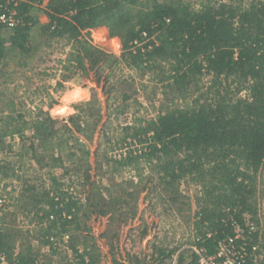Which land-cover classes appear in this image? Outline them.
<instances>
[{
  "label": "trees",
  "instance_id": "trees-1",
  "mask_svg": "<svg viewBox=\"0 0 264 264\" xmlns=\"http://www.w3.org/2000/svg\"><path fill=\"white\" fill-rule=\"evenodd\" d=\"M42 2L0 0V15L13 14L17 21L13 27L0 21V83L12 82L17 68L28 64L37 30L46 46L53 41L64 43L66 69L78 68L85 74L96 69L100 77L106 72L105 78L123 66L151 74L156 81L152 91L160 88L168 103L153 116H134L120 128L114 142L106 137L111 150L124 149L118 156L103 155L108 173L136 170L139 177L137 182L115 181L107 187L92 181L90 174L88 142L102 115L98 98L74 104L75 113L63 120L42 108H28L20 95L7 100L0 108V182L24 179L21 170L26 158L46 175L41 183L25 178L19 191L10 184L11 190L5 192L7 182L2 186L0 199L8 203L0 206V250L7 259L13 264H42L37 246L57 254L58 242L69 234L67 244L74 259L66 258L60 264H99L87 239L77 235L88 228L85 218L109 214L113 218L119 205L136 200L140 191L135 194L134 190L146 176H157V186L172 204L184 180L201 186L195 245L204 244L213 251L217 240L231 232V218L241 221L245 213L261 226L258 176L264 171V0H49L45 23L33 13ZM99 26L120 39L119 55L85 37V31ZM16 55L21 57L13 63ZM205 77L209 84L200 85ZM120 98L116 106L120 113L132 104L142 106L133 93L120 92ZM16 138L18 159L7 160L4 156L15 147L12 141ZM56 169L61 172L55 173ZM82 171L83 183L89 184L85 202L72 190L74 175ZM21 202L23 206L11 215L26 213L27 233L37 245L28 239L18 243L8 228L6 209ZM253 238L264 250V227ZM157 252L162 262L173 250L158 248ZM130 264L142 262L135 258ZM191 264H198L196 256Z\"/></svg>",
  "mask_w": 264,
  "mask_h": 264
},
{
  "label": "rangeland",
  "instance_id": "rangeland-1",
  "mask_svg": "<svg viewBox=\"0 0 264 264\" xmlns=\"http://www.w3.org/2000/svg\"><path fill=\"white\" fill-rule=\"evenodd\" d=\"M48 3L49 0L37 3L33 12L34 15L41 18L42 23L48 21L45 13ZM85 37L94 45L108 52L119 55L122 51L120 39L110 36L109 30L105 26L85 31ZM43 40L40 32L34 31V49L31 56L27 58L28 64L23 68H17L18 72L14 74L12 82L0 83V108L10 98L20 95L19 99L24 100L28 108L33 110H37V107L42 108L55 118L63 120L75 113L74 104L85 100L92 102L98 98L102 106L101 119L93 140L87 141L91 150V180L107 187L112 186L115 181L133 179L137 182L139 177L136 170H124L119 175L108 173L103 155L106 153L115 156L121 154L124 149L115 147L114 150H111L107 138H111L114 142L116 139L114 136L119 134L120 128L131 123L134 116H153L161 105L168 103L160 88L156 93L152 91L156 81L151 74H141L125 66L121 67V70L118 69V73L110 78H105L106 72H103L100 77V73L96 69L90 70L89 74H85L78 68L68 70L64 66L67 52V48L63 46L64 43L53 41L51 46H46ZM20 57V55H16L12 62H17ZM98 78H101L99 82H97ZM207 84L209 81L205 77L200 85L207 86ZM18 86L20 87L18 88ZM75 87L86 91L87 98L65 102L64 96ZM120 92L133 93L142 106L132 104L128 110L120 113L116 107L121 102ZM244 94L242 92L241 96ZM65 103H67V107L73 109L71 113L53 112L55 108ZM178 103L183 104V101L180 100ZM138 109L140 113L136 114ZM10 140L8 139L7 142ZM12 142L15 147L4 156L11 161L18 159L16 153L19 152V139L16 138ZM112 144L114 145V143ZM0 156L3 157L1 150ZM23 164L24 169L21 170V174L24 179L29 178L34 182L41 183L46 178L44 171L40 170L39 166L31 159L26 158ZM54 172L58 174L61 171L56 169ZM82 174L84 171L78 176L74 175L75 184L72 190L81 202H85L89 184L83 183L85 177ZM24 179L1 181L0 193H2L4 182L9 184L5 192L11 190L10 184L19 191ZM79 180L81 184H79ZM258 189L259 211L263 217L261 226L264 227V171L259 173ZM121 190L119 189L117 192ZM137 191H140V194L136 196V200L129 205L124 204L122 207L119 205L120 210L113 214V218L110 214L85 218L88 228L83 232H78V237L87 239V244L93 252L98 254L99 264H114L116 262L130 264L135 258H138L142 264H191L195 259L192 247L195 245L194 223L195 214L199 209L198 197L201 186L191 180H184L180 184L178 200L173 204L166 199L167 193L162 187L157 186V176L155 175L146 176L145 181L135 188L134 193ZM106 193L107 191L104 192L105 195ZM20 204V206L13 204L11 208L6 209L8 213L5 214V219L8 222V228L19 238L18 243L28 239L34 244L33 235L27 233L30 226L26 213L11 215V212L18 211L23 206V202ZM132 210L135 213H132ZM40 246L36 250L41 254L42 264H60L66 258H71L69 256L71 253L65 249H60L59 253L52 254L46 246ZM80 246L83 248L82 244ZM42 247L43 250H41ZM158 248H166L173 252L169 253L170 257H166L160 262Z\"/></svg>",
  "mask_w": 264,
  "mask_h": 264
},
{
  "label": "built area",
  "instance_id": "built-area-1",
  "mask_svg": "<svg viewBox=\"0 0 264 264\" xmlns=\"http://www.w3.org/2000/svg\"><path fill=\"white\" fill-rule=\"evenodd\" d=\"M0 21L5 22L9 27L17 24L13 14L9 16L0 15ZM8 203L6 199H0V206ZM259 207V205H258ZM260 209V208H259ZM258 217L262 225L263 217L258 211ZM232 230L229 234L219 238L213 251L202 244L194 245L192 250L197 258L198 264H264V250L259 243L254 244L253 235L260 230V225L253 220L252 215L245 213L242 220L231 218ZM211 233H208L210 236ZM69 234H64L61 241L58 242L60 249H65L73 253L68 247ZM201 238H197L199 241ZM0 264H13L6 255L0 250Z\"/></svg>",
  "mask_w": 264,
  "mask_h": 264
},
{
  "label": "clouds",
  "instance_id": "clouds-1",
  "mask_svg": "<svg viewBox=\"0 0 264 264\" xmlns=\"http://www.w3.org/2000/svg\"><path fill=\"white\" fill-rule=\"evenodd\" d=\"M87 98V93L86 91L82 90L79 87H75L71 92L67 93L64 96V101H73V100H78V99H86ZM73 109L67 107V103L63 104L62 106H59L53 110L54 113L59 112V113H71Z\"/></svg>",
  "mask_w": 264,
  "mask_h": 264
},
{
  "label": "crops",
  "instance_id": "crops-1",
  "mask_svg": "<svg viewBox=\"0 0 264 264\" xmlns=\"http://www.w3.org/2000/svg\"><path fill=\"white\" fill-rule=\"evenodd\" d=\"M35 243H36V241H35ZM35 243H34V244H35ZM35 245H37V244H35ZM37 247L40 248L41 246L38 245ZM43 247H44V246H43ZM43 247L41 248V250H43ZM68 255H69V254H68ZM69 256H71V255H69ZM70 259H71V258H70ZM41 261H42V260H41Z\"/></svg>",
  "mask_w": 264,
  "mask_h": 264
}]
</instances>
